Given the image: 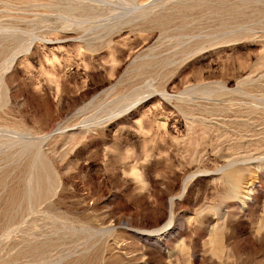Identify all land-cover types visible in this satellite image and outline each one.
<instances>
[{
    "label": "rangeland",
    "instance_id": "374dc122",
    "mask_svg": "<svg viewBox=\"0 0 264 264\" xmlns=\"http://www.w3.org/2000/svg\"><path fill=\"white\" fill-rule=\"evenodd\" d=\"M0 264H264V0H0Z\"/></svg>",
    "mask_w": 264,
    "mask_h": 264
},
{
    "label": "bare ground",
    "instance_id": "6f19581e",
    "mask_svg": "<svg viewBox=\"0 0 264 264\" xmlns=\"http://www.w3.org/2000/svg\"><path fill=\"white\" fill-rule=\"evenodd\" d=\"M31 39H32V38H31ZM28 42H29V41H28ZM28 42H27V44H28V48H29V47H31L32 44L34 43V39H32L29 43H28ZM227 174H228V173H227ZM240 176H241V175H240ZM237 178H238V177H237ZM237 180L239 181V179H237ZM232 183H233V182H232ZM232 187H233V186H232ZM234 187H235V186H234ZM236 187H237V186H236ZM238 187H239V186H238ZM238 187H237V188H238ZM248 187L251 188V184H250ZM245 188H247V187H245ZM235 189H236V188H235ZM236 190H237V189H236ZM246 190H247V189H246ZM247 191L250 192L249 189H248ZM247 191H246V192H247ZM248 192H247V193H248ZM216 232H217V231H216ZM218 233H219V231H218ZM215 235H217V233H216ZM218 235H219V234H218ZM220 236H221V234H220ZM220 236H218V238H219ZM212 238H213V237H212ZM216 238H217V237H216ZM220 238H221V237H220ZM218 240H220V239H218ZM218 240H217V241H218ZM220 242H221V241H220ZM216 243H218V242H216ZM219 244H220V243H219ZM219 244H218V245H219ZM219 246H220V245H219ZM216 260H217V259H216ZM218 260H219V259H218ZM215 262H216V261H215ZM215 262H213V263H215Z\"/></svg>",
    "mask_w": 264,
    "mask_h": 264
}]
</instances>
